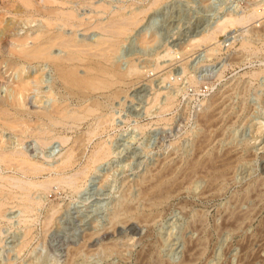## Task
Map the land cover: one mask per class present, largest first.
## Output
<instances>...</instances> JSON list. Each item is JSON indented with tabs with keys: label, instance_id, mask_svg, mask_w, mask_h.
Masks as SVG:
<instances>
[{
	"label": "rangeland",
	"instance_id": "obj_1",
	"mask_svg": "<svg viewBox=\"0 0 264 264\" xmlns=\"http://www.w3.org/2000/svg\"><path fill=\"white\" fill-rule=\"evenodd\" d=\"M79 1L74 8L83 24L64 31L84 42L100 36L93 24L109 16H94V6L106 4L111 12L124 5L129 14L152 2ZM16 4L0 0V18H10L6 11ZM262 4L264 0H161L147 9L114 56L122 71L133 62L144 76L115 86L111 91L120 92L114 99L107 100L109 90L96 93L107 105L103 113L115 116L116 129L100 130L76 150L80 157L64 175L85 165L99 141L108 143L111 156L91 169L77 191L65 184L33 189L30 198L39 203L32 213L21 212L15 200L19 196L7 201L0 218V264H264V15L228 28L220 45H196L193 38L213 31L225 16L248 14ZM37 17L19 25L17 34L36 30L41 25ZM246 39L251 44L245 50L241 43ZM5 65L0 64V100L20 79L15 71L5 72ZM32 65L23 75H41L44 80L30 92L28 106L20 99V110L50 109L51 85L56 83L55 99L61 98L57 93L63 94L62 87L52 67ZM67 102L69 109L78 107L75 100ZM9 118L29 122L30 129L23 135L19 128L0 127V145L25 151L48 168L58 165L94 124L91 117L54 126L46 136L51 142L42 145L45 136L38 131L46 127L38 128L41 121L35 116ZM0 173L17 175L1 166ZM49 176L56 173L45 171L27 180L42 182ZM165 181L161 196L154 187ZM144 190L154 194L150 201L141 199ZM124 196L132 210L115 223L112 217Z\"/></svg>",
	"mask_w": 264,
	"mask_h": 264
},
{
	"label": "bare ground",
	"instance_id": "obj_2",
	"mask_svg": "<svg viewBox=\"0 0 264 264\" xmlns=\"http://www.w3.org/2000/svg\"><path fill=\"white\" fill-rule=\"evenodd\" d=\"M160 1L161 0H152L148 8H135L129 14L124 12L125 6L121 4L119 9L111 12L109 6H107L106 4H100L96 7L94 5L90 6H94V16L101 17L104 16V14L109 15L108 17H106V20L98 21L97 23L93 24V27L91 25L93 30L97 29L98 31H100V36H98V38L93 42L77 41L73 34H66V32L64 31L67 27H81L83 18H78L77 12L74 8V5H77L80 2L79 0H14V3H17V6L14 7V9L10 12L6 11L7 13L11 14V17H7L8 19L6 20H4V17L0 18V64L5 63V72L15 71L17 77L20 78L18 81L12 83L11 87L6 93L7 96L0 100V127H5L14 131L19 128L20 133L24 135L28 131V129H30L29 122L27 124V122H24L21 119L20 121L19 118L10 119L9 117L16 115H26L29 117L35 116L37 122L41 121V124H38V128L46 127L45 129H39L40 131L38 132L39 135L45 136V138L42 139V145L43 143L44 145H48V143L51 141H49L46 136L49 135V132L54 126L64 125L65 123L68 124V122H71V125L78 124L91 117L94 119L93 126L88 129L87 132H85L82 136H80L77 141L75 140L77 142V145L75 147L71 146L62 155L61 160L59 161L60 163L56 166H53V168H48L47 166L33 161L25 151L14 149L15 147L13 149H5L3 147V142H1L0 166L2 170L12 169L17 173V175L0 173V218L4 217L2 213L4 212L3 208L7 204H9L7 201L14 200L18 196L19 199L16 198L15 200L20 201V204L18 206H21V212L25 214L30 212L32 213L34 207L39 203L30 198L31 191L33 189H42L43 191H46L51 184H65L73 191L79 190L82 187V184L84 183V180L86 179L91 169L97 164H100L101 162L107 160L111 156L112 151L108 143L99 141L95 143L94 150L87 158L85 165L74 171V173L72 174L68 173L69 175H64V172H67L68 169L72 168L77 161L78 154L76 153V150H78L80 147H86V145L90 143V141L97 134H99L98 132L100 130L106 132L107 129L110 128L111 130L116 129V127L114 126L116 124H114L115 116L111 112L103 113V110L107 107V105L106 103H102L100 100L96 99L95 95L99 91H111L115 86L119 84L125 85V81L127 82V80H134L135 77H140L143 72H141V69H139L140 67L132 62L129 64V66H127V69L122 71L117 62L114 61V56H116V53L118 52V47L121 44L125 43L129 35L132 33L133 29L138 26L140 21H142L140 18L141 15L146 13L147 9H149L150 7L157 5ZM3 4H5V2ZM90 4L91 3H89V5ZM259 9H261L262 12H260ZM261 13L264 15V4H262L260 7H253L248 14L229 15L227 17L225 16L224 19H221L222 21H218L217 26L215 25L216 28L213 27V31H211L212 29H210L211 32H205V34H201V37L199 36L197 39L193 36L194 41L197 42L196 45L200 43H203L202 45H204V43H210L212 41H216L218 43L222 34H224V32L228 28L235 26L240 27L245 24L247 25L248 23L250 24L251 21H255L256 18L258 19ZM36 16H39L41 18L40 19L37 17L41 20V25H39L36 30L32 31V33H29V31L25 32V34L23 35L17 34L19 25H29L30 23L36 21ZM90 20L88 19L87 21L91 22ZM248 41L246 39L245 41L243 40V43H241L242 48H244L245 50L251 44ZM219 43L218 45H220ZM193 47L195 48V45ZM205 47L207 48L208 45H205ZM216 49L212 50L213 55L214 53H217L214 52V50L216 51ZM168 56L170 57V55ZM171 56H173L172 53ZM159 59L161 58L159 57ZM35 63H45L48 66L52 67L55 73L56 81L59 82L62 87L63 94H61L60 92L57 93L61 98L55 99L57 91L55 92L56 83H54L51 85V90L48 92L50 98H53L52 108H47L46 110L42 111H36V109H34V112L24 110L21 111L20 107L25 103V101V105H27L28 103L27 97L30 95V92L39 87L44 80L41 75H23L28 73V66ZM159 67H161V65ZM1 80H4L3 74L0 76V82H2ZM119 92V90L111 91V93L107 96V100H111L112 98L114 99V97L118 96ZM172 97H174V95L170 96V99L167 98L168 101L167 99L165 100L169 103L170 101H172ZM20 99H22L23 104H21ZM59 99L61 101H59ZM68 99L77 101L78 107L76 109H69L70 107L67 102ZM157 100L155 98V102ZM207 104L209 105L210 101ZM171 105L169 104L168 106ZM196 112L199 113V111ZM208 114L211 115L210 113ZM208 118L207 119L210 120V117ZM23 126L25 128H23ZM30 134H32L31 131ZM1 138L2 135L0 134V139ZM23 140V138H20V143H22ZM60 141H62L64 144L66 143V139H61ZM52 170L56 173V176H49L51 177V179L49 178L42 182L31 181V179L29 181L27 180V178H30L31 176H37L45 171L50 172ZM222 174L224 175V173ZM219 176L222 175L219 174ZM143 180L145 183V178ZM165 183L166 181L164 183L160 182L159 184H157L154 187L156 192L161 193L164 190L165 186L163 187V185H165ZM168 188L166 187V190ZM162 193L160 194L161 196L164 194ZM151 196L154 197V194L152 195L151 192L147 190L143 193L141 199H149L151 198ZM155 196L158 198L159 194H156ZM122 198L119 199V209L115 211L112 217V221L115 223L122 215H127L130 213V209L132 210L131 207H128L130 205L125 204V196L123 199ZM148 201H150V199ZM141 218H143V216ZM25 222L26 221L24 220V223ZM26 245H28L27 241L23 243L22 247H25Z\"/></svg>",
	"mask_w": 264,
	"mask_h": 264
}]
</instances>
